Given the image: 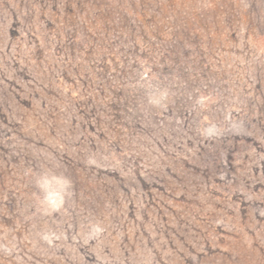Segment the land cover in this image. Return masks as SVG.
Masks as SVG:
<instances>
[{"label": "rangeland", "instance_id": "1", "mask_svg": "<svg viewBox=\"0 0 264 264\" xmlns=\"http://www.w3.org/2000/svg\"><path fill=\"white\" fill-rule=\"evenodd\" d=\"M0 264H264V0H0Z\"/></svg>", "mask_w": 264, "mask_h": 264}]
</instances>
